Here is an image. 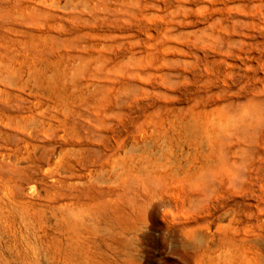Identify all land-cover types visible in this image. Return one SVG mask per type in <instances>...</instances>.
<instances>
[{"label":"rangeland","instance_id":"rangeland-1","mask_svg":"<svg viewBox=\"0 0 264 264\" xmlns=\"http://www.w3.org/2000/svg\"><path fill=\"white\" fill-rule=\"evenodd\" d=\"M0 264H264V0H0Z\"/></svg>","mask_w":264,"mask_h":264}]
</instances>
